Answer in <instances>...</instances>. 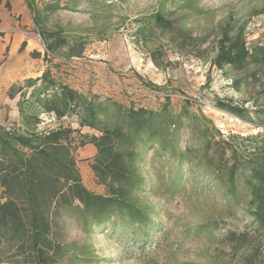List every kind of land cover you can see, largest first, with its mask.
<instances>
[{"label": "rangeland", "instance_id": "374dc122", "mask_svg": "<svg viewBox=\"0 0 264 264\" xmlns=\"http://www.w3.org/2000/svg\"><path fill=\"white\" fill-rule=\"evenodd\" d=\"M24 5L30 26L20 28L32 33L47 61L44 72L102 102L111 123L130 108L151 110L174 123L169 128L173 148L161 149L159 140L140 144L134 162L143 179L137 199L150 211L146 226L115 218L86 235L72 218L62 216L64 242L86 243L89 260L74 264H245L243 250L234 251L227 236L243 231L255 235L256 223L246 211L247 173L241 162L257 142L241 138L262 132L264 113L257 117L254 112L264 111V69L249 63L243 69L219 70L210 63L224 29L233 35L241 30L248 48L264 47V0H33L32 12ZM155 13L170 21L171 28L154 25ZM42 28L62 29L70 40L80 37L86 43L82 56L48 58L36 38ZM14 46L0 67V80L16 61ZM26 63L21 62L24 69L19 71L27 78L0 86V123L7 122L2 125L11 127L12 107L20 100L19 95L7 99L10 87L36 79L30 74L41 66ZM32 89H25L26 98ZM218 100L245 107L250 121L218 108ZM117 105L122 109L118 115ZM39 118L38 130L60 124L79 128L75 115L60 121L53 114ZM80 134L100 135L87 127ZM73 136L78 144L81 138ZM227 141L236 148L235 155L224 154ZM95 153L91 145L79 147L76 167L84 187L104 195L91 170ZM234 166L235 189L230 193L229 180L217 177Z\"/></svg>", "mask_w": 264, "mask_h": 264}, {"label": "trees", "instance_id": "16d2710c", "mask_svg": "<svg viewBox=\"0 0 264 264\" xmlns=\"http://www.w3.org/2000/svg\"><path fill=\"white\" fill-rule=\"evenodd\" d=\"M24 1L32 12L33 0ZM152 19L160 29L172 26L161 13H155ZM38 34L51 55L48 58H79L85 50L86 43L80 37L70 40L62 29L42 28ZM216 45L211 66L219 70L225 66L243 69L251 63L264 69V47L248 48L241 30L233 35L231 29H224ZM38 82L40 86H36ZM28 88L33 89L26 98ZM17 95L20 96L19 122L10 123L11 127L0 124V264H60L63 261L74 264L76 260H89L86 243L64 242L60 232L62 216L72 218L86 235L93 228L103 229L112 224L115 218H126L142 227L149 223V208L137 199L136 192L143 179L134 162L140 144L159 140L161 149L174 147L173 135L169 132L174 123L168 116L144 108H130L122 113V119L119 117L121 121L115 119L111 123L109 109L102 102L88 99L54 79L48 71L39 78L25 80V86L18 89L10 87L8 97L14 99ZM217 106L250 121L249 112L241 105L218 100ZM117 107L118 115L122 109ZM261 113L264 111L254 112L257 117ZM41 114H53L57 121L75 115L79 128L60 124L38 130ZM85 127L100 135L80 134ZM260 127L261 133L241 138L243 142H257L241 162L247 173L246 211L256 223L255 235L243 231L230 232L227 236L234 251L243 250L241 258L245 264H264V120ZM74 134L81 138L78 144ZM238 138L230 137L231 140ZM225 144L224 154L228 151L235 155L236 148L230 141ZM86 145L95 148L91 170L97 182L104 186V195L95 194L82 184L74 155L79 147ZM235 175L234 166L216 177H226L232 193Z\"/></svg>", "mask_w": 264, "mask_h": 264}, {"label": "crops", "instance_id": "0c3cea01", "mask_svg": "<svg viewBox=\"0 0 264 264\" xmlns=\"http://www.w3.org/2000/svg\"><path fill=\"white\" fill-rule=\"evenodd\" d=\"M24 4V0H0V49L4 48L3 55L5 54L3 56L5 60L1 63L0 67L8 59L7 55L11 45H15L14 48H18L16 61L13 62L12 67L5 73V76L1 78L0 86L9 85L12 82L27 78V76H20L19 70L21 68L24 69V65H21L23 60L31 67L41 64L34 74H30L31 78H38L47 67V61L42 59L43 55H41L39 49L36 47L37 44L34 41L32 33L23 32L22 28H20L24 25L30 26L28 12ZM17 19H20V21ZM34 53H38L39 55L34 56ZM7 99L10 102L14 101V99H10L9 97ZM12 109L14 112L13 117L8 119V121L17 123L19 122V115L16 103H14ZM5 122L3 121L0 124ZM91 150H93L92 147Z\"/></svg>", "mask_w": 264, "mask_h": 264}, {"label": "built area", "instance_id": "2783aa9c", "mask_svg": "<svg viewBox=\"0 0 264 264\" xmlns=\"http://www.w3.org/2000/svg\"><path fill=\"white\" fill-rule=\"evenodd\" d=\"M37 40H38V42H40L42 45H41V47H42V49H43V52H45V55L47 56V57H50L51 55L49 54V52L46 50V48H45V45H44V43H43V41L41 40V37L37 34Z\"/></svg>", "mask_w": 264, "mask_h": 264}]
</instances>
